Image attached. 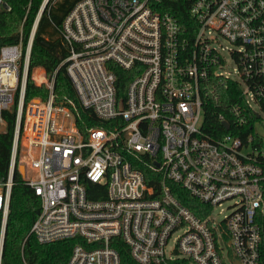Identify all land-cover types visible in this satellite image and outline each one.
Here are the masks:
<instances>
[{
  "label": "built area",
  "instance_id": "obj_1",
  "mask_svg": "<svg viewBox=\"0 0 264 264\" xmlns=\"http://www.w3.org/2000/svg\"><path fill=\"white\" fill-rule=\"evenodd\" d=\"M158 1L78 0L53 22L78 105L57 101L45 69L34 75L32 47L50 0L28 32L33 0H25L17 41L0 46V113L16 107L0 182V264L20 166L41 200L31 233L41 243L74 239L66 264H121L117 237L138 264H264V0H191V38ZM220 36L233 44L235 76L224 70ZM118 67L131 77L125 94ZM212 76L240 82L242 105L229 109L237 128L253 111L254 133L205 134L202 89ZM30 77L45 83V98L26 101ZM178 186L206 205L204 216L182 203Z\"/></svg>",
  "mask_w": 264,
  "mask_h": 264
},
{
  "label": "trees",
  "instance_id": "obj_2",
  "mask_svg": "<svg viewBox=\"0 0 264 264\" xmlns=\"http://www.w3.org/2000/svg\"><path fill=\"white\" fill-rule=\"evenodd\" d=\"M78 0H50L39 27L37 29L31 54V69L42 67L49 77H54V91L58 102L73 100L79 105V99L72 81L67 74L62 59L67 55V48L60 31L53 22L61 25L64 17ZM42 0H33L32 9L25 25L29 31L34 16ZM191 0H159L157 8L169 12L177 17L182 30L188 37H193L197 28V21L190 12ZM25 0H6V5L0 8V46L14 43L26 11ZM43 72L38 69L36 74ZM129 72L118 67L119 93L125 94L130 80ZM47 88L37 85L30 77L27 84L26 101L34 97L45 98ZM204 110V131L210 139H216L225 133L242 131V135L254 133L253 123L257 115L247 111V124L241 128L235 127L237 116L233 115L229 107L232 104L242 105V87L239 81L212 76L204 83L202 89ZM85 115L87 112L82 111ZM0 117L5 121V129L0 130V182L7 179L12 143L15 129L16 107L4 110ZM86 119V118H85ZM88 120V119H86ZM223 121L230 124V129L223 127ZM88 123L92 121L88 120ZM93 198L96 196L90 195ZM177 196L183 204L189 207L196 215L204 216L205 204L192 197L189 192L178 186ZM41 209L40 197L25 182V178L17 167L14 172V182L11 191L10 209L6 222L4 236L2 264H66L75 244L74 239L41 243L31 233V227ZM2 213L0 212V228ZM262 256L264 261V220L262 222ZM117 247L121 264H138L131 256L129 247L121 237L113 239ZM189 264L188 261H183Z\"/></svg>",
  "mask_w": 264,
  "mask_h": 264
},
{
  "label": "rangeland",
  "instance_id": "obj_3",
  "mask_svg": "<svg viewBox=\"0 0 264 264\" xmlns=\"http://www.w3.org/2000/svg\"><path fill=\"white\" fill-rule=\"evenodd\" d=\"M220 40H221L222 46L225 47V49L222 51L223 55L225 56L224 70L229 72L231 75L235 76L237 66H236V63L234 62V60L232 59L231 54H230V50H229V48H231L233 44L221 36H220ZM36 71H37V69L33 70V73L35 76H37ZM37 77L40 78V76H37ZM36 82H39V80H37ZM42 85H45V83H43ZM257 110H258V108H257ZM258 111L262 114V112L260 110H258ZM257 127L260 130V132L264 135V124L260 125V126L257 125ZM3 129H5V124L0 123V130H3ZM23 172H25L24 167H23ZM228 205H229L228 203L224 204V212H222V214L218 215L219 219L222 218L225 214L229 213L230 209L228 208Z\"/></svg>",
  "mask_w": 264,
  "mask_h": 264
},
{
  "label": "water",
  "instance_id": "obj_4",
  "mask_svg": "<svg viewBox=\"0 0 264 264\" xmlns=\"http://www.w3.org/2000/svg\"><path fill=\"white\" fill-rule=\"evenodd\" d=\"M223 125H224V127H225L226 129L229 128V123H228V122L224 121V122H223ZM19 169H20L21 173L23 174V166H20ZM235 264H240V263H239L238 261H236Z\"/></svg>",
  "mask_w": 264,
  "mask_h": 264
},
{
  "label": "crops",
  "instance_id": "obj_5",
  "mask_svg": "<svg viewBox=\"0 0 264 264\" xmlns=\"http://www.w3.org/2000/svg\"><path fill=\"white\" fill-rule=\"evenodd\" d=\"M40 69H44V68H42V67H39Z\"/></svg>",
  "mask_w": 264,
  "mask_h": 264
}]
</instances>
